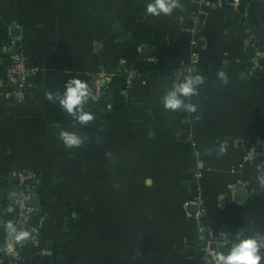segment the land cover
I'll list each match as a JSON object with an SVG mask.
<instances>
[{
  "label": "crops",
  "instance_id": "obj_1",
  "mask_svg": "<svg viewBox=\"0 0 264 264\" xmlns=\"http://www.w3.org/2000/svg\"><path fill=\"white\" fill-rule=\"evenodd\" d=\"M206 1L180 0L171 16L154 17L146 0H0V45L13 40L39 69L11 95L0 63V187L10 190L19 170L33 172L39 213L38 242L19 249L20 259L0 255V264H207L187 205L198 194L203 223L225 234L217 252L227 253L236 234H264V170L256 167L264 160L243 163L264 138V74L251 75L243 59L264 50V1ZM181 66L204 76L191 97L195 113L162 103ZM122 68L137 74L126 95ZM102 70L114 86L86 105L94 114L86 125L46 96ZM60 128L82 136V146L65 149ZM5 209L0 219L11 220ZM5 239L0 226V249ZM42 247L52 251L48 262Z\"/></svg>",
  "mask_w": 264,
  "mask_h": 264
},
{
  "label": "built area",
  "instance_id": "obj_2",
  "mask_svg": "<svg viewBox=\"0 0 264 264\" xmlns=\"http://www.w3.org/2000/svg\"><path fill=\"white\" fill-rule=\"evenodd\" d=\"M264 1V0H262ZM237 3L238 0H235ZM201 4L208 5L206 0H200ZM1 57H5L4 63H1V75L4 83L11 88V95L19 94L22 89L26 88L33 80L34 76L39 71L38 67L30 66L28 64V58L24 50L17 46L13 40L6 41L0 45ZM196 54H192V61L190 65L194 64ZM150 64H157L158 60L148 58ZM191 71V66L177 67L172 71V77L180 79L183 74H188ZM249 73L264 74V50L255 49L249 58ZM118 75L123 77L124 90L123 94L126 95L133 88V82L137 77V74L129 69L122 68ZM111 74L105 70L102 71H90L87 74L86 82L89 85L90 97L89 102L98 101L110 97V92L114 86L112 82ZM92 97H97L93 100ZM264 160V138H257L254 143L246 150L243 163H254ZM197 179L202 177V174L196 173ZM13 178L16 180V184L10 189L5 190L6 194H3V189L0 187V207L6 206V211L12 215L13 221H16L19 226L26 227L32 231L33 240L27 245L38 242V234L35 232V228L30 224V215L36 212L34 206H29L28 203L36 199V179L35 174L28 170H19L13 174ZM235 186L230 185L229 197L234 199ZM187 205L193 206L195 212L193 219L197 224V240L204 243L202 248V254L207 264H217L215 253L217 252L214 245L220 244L225 239V234L221 232H210V229L203 223V216L205 215V203L203 197L198 194L192 200H189ZM26 246V245H25ZM16 248L15 254L7 253L4 247L0 249V255H3L6 259H20L19 249ZM41 256L50 257L52 251L47 247H42L40 250Z\"/></svg>",
  "mask_w": 264,
  "mask_h": 264
},
{
  "label": "clouds",
  "instance_id": "obj_3",
  "mask_svg": "<svg viewBox=\"0 0 264 264\" xmlns=\"http://www.w3.org/2000/svg\"><path fill=\"white\" fill-rule=\"evenodd\" d=\"M182 7L180 0H146L145 14L149 16H171L176 9ZM218 77L227 82V73L220 70ZM204 83V76L199 71H190L183 79H177L172 83L162 96V103L166 110L187 113L197 112V105L191 102V97L198 95V86ZM91 93L89 85L80 78L69 79L63 92H47L49 100H58L61 107L81 125H86L93 120L94 114L86 110ZM93 100L97 97H92ZM58 139L65 149H73L82 146L84 138L76 132L60 128ZM219 151H227V142H221ZM257 170H264V162L256 165ZM264 186V176L259 177ZM0 226L6 233L4 250L15 254L16 248L24 247L33 240L32 231L19 226L16 221L0 219ZM231 246L227 253L219 251L215 253L217 264H264V234L242 236L236 234L230 242Z\"/></svg>",
  "mask_w": 264,
  "mask_h": 264
},
{
  "label": "water",
  "instance_id": "obj_4",
  "mask_svg": "<svg viewBox=\"0 0 264 264\" xmlns=\"http://www.w3.org/2000/svg\"><path fill=\"white\" fill-rule=\"evenodd\" d=\"M209 1H210V2H214L215 0H209ZM183 24H184L185 26H188V24H190V21H189L188 19H185V20L183 21ZM198 26H199V25H198ZM13 30H16V29H13ZM239 192H242V193L244 194L245 189H244L243 187L238 186V187H237V191H236V193H239ZM3 194L5 195V194H6V191H3ZM28 205H29V206H35V202L32 201V202L28 203ZM38 218H39V213H38V212H33V213L30 215V222H31V225H32L33 227H36V226H37ZM212 248H215V247L213 246ZM40 259H41L42 262H48V257H46V256H41Z\"/></svg>",
  "mask_w": 264,
  "mask_h": 264
},
{
  "label": "trees",
  "instance_id": "obj_5",
  "mask_svg": "<svg viewBox=\"0 0 264 264\" xmlns=\"http://www.w3.org/2000/svg\"><path fill=\"white\" fill-rule=\"evenodd\" d=\"M256 48H252L251 50H250V52H249V54L245 57H243V59H244V62H245V65L247 66V67H249V58H250V56H251V54L253 53V51L255 50ZM1 61H2V63H4V65H3V67L5 66V57H1ZM15 184H16V182H15ZM14 184V185H15Z\"/></svg>",
  "mask_w": 264,
  "mask_h": 264
}]
</instances>
